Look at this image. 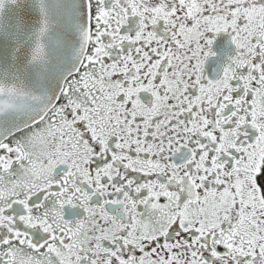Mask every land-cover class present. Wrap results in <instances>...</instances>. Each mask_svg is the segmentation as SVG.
Instances as JSON below:
<instances>
[{
  "label": "snow or ice",
  "instance_id": "snow-or-ice-1",
  "mask_svg": "<svg viewBox=\"0 0 264 264\" xmlns=\"http://www.w3.org/2000/svg\"><path fill=\"white\" fill-rule=\"evenodd\" d=\"M0 264H264V0H0Z\"/></svg>",
  "mask_w": 264,
  "mask_h": 264
}]
</instances>
